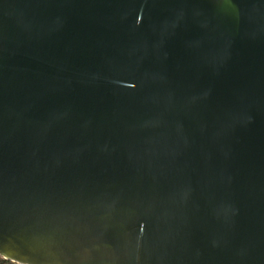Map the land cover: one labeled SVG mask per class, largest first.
Segmentation results:
<instances>
[{
	"label": "water",
	"instance_id": "95a60500",
	"mask_svg": "<svg viewBox=\"0 0 264 264\" xmlns=\"http://www.w3.org/2000/svg\"><path fill=\"white\" fill-rule=\"evenodd\" d=\"M0 256L264 264V0H0Z\"/></svg>",
	"mask_w": 264,
	"mask_h": 264
},
{
	"label": "trees",
	"instance_id": "16d2710c",
	"mask_svg": "<svg viewBox=\"0 0 264 264\" xmlns=\"http://www.w3.org/2000/svg\"><path fill=\"white\" fill-rule=\"evenodd\" d=\"M0 264H17L15 262H12L10 260H6L3 257L0 256Z\"/></svg>",
	"mask_w": 264,
	"mask_h": 264
}]
</instances>
